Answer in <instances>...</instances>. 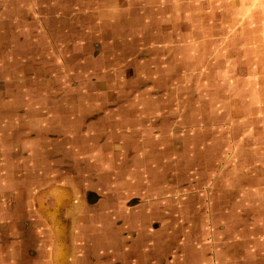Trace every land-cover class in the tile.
<instances>
[{
	"label": "crops",
	"instance_id": "crops-1",
	"mask_svg": "<svg viewBox=\"0 0 264 264\" xmlns=\"http://www.w3.org/2000/svg\"><path fill=\"white\" fill-rule=\"evenodd\" d=\"M204 2L0 0V112L21 113L23 120L38 123V130H17L37 132L30 137L38 141L43 165L52 161L51 170L70 173L66 179L45 181L31 198L21 200L15 195L16 182L6 175L0 179V264H114L108 260L110 251L128 252L133 246L110 243L106 220H123L127 206L184 198L195 188L207 196L223 186V179L230 187L246 184L239 171L258 174L251 158L258 152L241 148L235 130L239 121L254 122L238 112L240 104L255 100L253 84L237 78L238 59L249 57L239 56L235 38L207 41L190 38L186 29L181 35L175 30L189 25V9L204 8ZM91 10L101 12L102 26L133 27V34L111 41L89 38ZM66 26L70 34L62 33ZM51 28L55 34L50 35ZM97 43L104 44L99 51ZM20 72L31 77L18 87L15 77ZM36 77L29 88L26 84ZM239 92L245 93L239 97ZM56 121L61 125L49 130V122ZM9 152L14 155L15 149ZM239 154L250 156L246 164L239 165ZM1 159L0 170L7 171L8 163ZM206 176L214 178L213 190L204 189L210 185L204 182ZM84 198L89 208L81 209ZM19 203L31 204L36 213L33 232L17 225L26 211ZM67 204L73 206L71 224L58 225V214ZM231 207L224 206L219 219L235 218ZM142 210L133 212L143 217L147 213ZM83 216L87 226L78 228ZM262 217L243 214L237 227L220 225L215 236L238 233L244 226L241 219L255 223ZM119 235L127 236L125 230ZM233 247L231 239L224 248ZM219 257L218 252L211 261L223 264Z\"/></svg>",
	"mask_w": 264,
	"mask_h": 264
},
{
	"label": "rangeland",
	"instance_id": "rangeland-1",
	"mask_svg": "<svg viewBox=\"0 0 264 264\" xmlns=\"http://www.w3.org/2000/svg\"><path fill=\"white\" fill-rule=\"evenodd\" d=\"M173 1L175 4H179L178 2L182 1L197 3L199 0ZM63 4L65 3L63 2ZM189 16V25L175 28L178 35H181L180 32L186 29L190 34V38H206L207 41H211L213 38H235L239 56L246 53L249 57L248 59L243 57L238 59L237 78L239 83L247 80L253 84L254 90L250 93L253 95V100H255L254 103H248L249 106L240 104L238 112L239 117L248 114V116L254 118V122L239 121L235 125V130L238 133L241 148H253L258 152L251 158L254 159L253 166L257 165L258 167V174L261 173L263 177L260 178L256 174V170L252 173L246 170L239 171V176L245 177L241 182H246V184L230 187L227 179H223V186L214 189L212 186L214 178L206 176L204 182L210 185H205L204 189H214L207 196H204L203 193L198 195L195 188L191 190L190 195L184 198L181 196L173 197L169 198L168 201L162 200L143 204L140 208L135 209L127 206L124 209L123 220L115 218L106 220L107 228H109L111 234L110 243L121 246L124 242L133 246L130 247L131 250L128 252H119L117 250L119 246L115 248L117 251H110L108 260L111 259L113 263L115 262L114 264H198L202 260H209L208 264H214L211 260L216 258L218 252L223 264H240L239 262L244 261L247 264H264V217L256 220L255 223L248 219H241L244 226L238 233L236 231L232 233L229 230V232L223 233L219 237L215 236L220 225L227 227L230 223L237 227V218L243 214H250V217L251 213L254 216H264V153L262 154L260 151L264 148V0H205L204 8H198V5H195L194 8L191 7ZM66 19L67 17L64 18L65 21ZM81 21L82 18L79 15V23ZM86 24H88L89 38H93V40L108 38L111 41L112 38H123L126 37L125 35L133 34V27L119 30L117 26H102V17L99 11H89V19ZM52 28L50 29V35L56 33ZM69 31V26H66L63 28L62 33L70 34ZM82 32V28L79 26L77 31L79 38H81ZM229 45L227 44V46ZM102 46H104L103 43H97L96 50H101ZM42 64H45V62H42ZM28 77L31 76L20 72L15 77V84L17 83L16 85L21 87L24 85L23 79ZM36 81L37 77L32 78L26 85H29L30 88V85ZM40 83H45V77L42 78ZM244 93L239 92V97H242ZM250 93L248 99L252 97ZM1 94L2 97L7 96L8 92H2ZM252 105L254 106L252 107ZM43 111L44 109L41 113ZM20 116L21 113L17 116V112H11L7 115L0 112L2 118L0 137L2 141H10L7 145L2 141L0 144V158H2L4 165L8 163L7 171L0 170V179L3 180L4 175L11 177L13 182L17 183L15 195L19 197L17 199L21 200L22 196H24V199L31 198L32 195L37 193V189L42 188L41 184L45 181H53L54 178L58 180L59 178L66 179L70 176V173L62 171L56 173L55 170H51L55 166L52 161L50 164L45 162V165H43L42 156L37 154L38 141L35 137H30L33 133L37 135V132H31L30 135H27V133L24 134L23 131L17 130V128H30V131L38 130V123L34 122L33 124L32 120H23ZM59 125H61L59 121H56V123L49 122V126L52 127L48 126L49 128H47L52 130ZM71 127L75 128L74 125ZM44 129L45 127L40 130L43 131ZM9 148L11 151L15 149L14 155L9 152ZM6 149H8V153H6ZM249 157L237 155L239 165L246 164V160L250 159ZM255 159H259V161L257 162ZM43 166L46 167V170L43 169ZM27 167L31 170L27 171ZM262 167L263 169L260 170ZM245 185L249 186L247 190H241L245 188ZM80 192L81 194L84 193L83 190ZM83 202V208L81 209L89 208L86 198ZM19 204L26 211H23V218L17 219V225L30 228L29 232H33V228L38 225L36 213L32 210L31 204L29 208L23 206L22 203ZM44 204L46 210L53 209L48 206L47 200ZM126 205L131 204L126 202ZM231 205L230 209L234 212L232 216H235V218H228L229 220L219 219L224 206L230 207ZM143 208L147 213L143 217H139L138 213L133 212ZM72 210L73 206L69 204L60 210L59 219L56 220L58 225H61L62 222L66 226L71 224L70 215L73 212ZM122 221L125 225L118 226V223H122ZM57 223L55 225L52 223V225L56 226ZM77 226L78 228L86 227V217H80ZM117 228L121 231L114 232ZM124 230L127 234L125 238L119 235V232L124 233ZM130 231L137 235H130ZM29 237H34V234L31 233ZM86 237V235H81L83 239ZM248 238H250L248 242H251L252 245L248 243L246 246L244 242ZM231 239L235 251L234 249L224 248ZM34 242L33 244L36 246L37 240ZM137 246L141 249L138 248L137 251L132 249L137 248ZM245 256L248 259H245Z\"/></svg>",
	"mask_w": 264,
	"mask_h": 264
}]
</instances>
